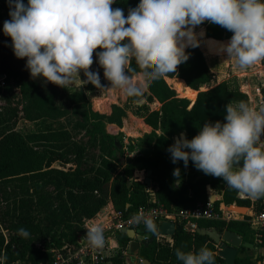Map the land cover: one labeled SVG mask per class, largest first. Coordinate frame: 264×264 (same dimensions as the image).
Here are the masks:
<instances>
[{"label": "trees", "instance_id": "obj_1", "mask_svg": "<svg viewBox=\"0 0 264 264\" xmlns=\"http://www.w3.org/2000/svg\"><path fill=\"white\" fill-rule=\"evenodd\" d=\"M27 2L24 0L25 4ZM139 2L116 0L112 7L121 8L127 16ZM9 12L8 0H0V26L5 19H11ZM202 26L206 29L208 51L222 55L218 51L220 45L227 44L230 40L227 36L233 33L207 21ZM186 51L189 59L178 66L177 72L148 85L147 100H158L161 106L144 109L142 114L153 128L140 140L146 147L145 152L127 158L131 162L126 161L123 170L114 177L121 165L122 146L116 135L107 131V126L111 123L122 126L127 116L126 108L115 103L110 113L95 110L86 92L95 87L91 83L70 92L43 78L33 79L26 68V58L15 56L11 37L0 35V74L6 76L0 87V101L4 102L3 106L0 104V210H3L0 215L1 222L9 223L4 226L8 230V242L0 230V256L4 252L10 263L17 260L26 264L46 262L51 257L49 249L43 250L35 240L42 238L47 248L74 242L77 233L83 230L84 218L93 216L108 198L126 213L141 205L153 204V199L169 209L190 208L209 202L207 186L211 185L215 190H222V198L215 203L217 210L221 202L251 205L249 198L240 197L222 178L198 170L192 161L187 166L183 161H172L168 149L174 143V136L185 132L187 138L192 139L205 123L224 122L230 102L235 105L243 100L250 104V95L227 80L202 89L216 78V73L200 46H189ZM94 59L97 69L104 75L95 53ZM132 67L135 69L133 75L140 73L135 61ZM172 77L188 83L186 88L182 80L172 79L181 96L168 80ZM260 92L264 100V84ZM191 93L197 95L192 97ZM136 101L129 97V102ZM21 118L35 123L37 129L27 133L17 130L16 124ZM73 131L82 133V137L76 139ZM91 147L100 150L97 158L90 152ZM56 161L74 166L58 168L53 166ZM177 168L180 169L179 178L173 175ZM148 170H152L150 184L145 177ZM246 217L202 219L197 223L221 232L231 230L241 234L244 240L254 242V230ZM20 229H25L29 235L22 236ZM118 238L121 250L114 264H146V259L150 264H182L175 255L178 248L195 252L207 246L217 251L210 236L185 229L177 231L172 243L156 237L138 251L141 261L127 262L123 250L128 248L132 237L119 231ZM253 258H237L236 264H256ZM215 264L227 263L217 254Z\"/></svg>", "mask_w": 264, "mask_h": 264}, {"label": "clouds", "instance_id": "obj_2", "mask_svg": "<svg viewBox=\"0 0 264 264\" xmlns=\"http://www.w3.org/2000/svg\"><path fill=\"white\" fill-rule=\"evenodd\" d=\"M115 2L8 0L11 19L4 21L3 32L11 37L15 56L26 58L33 79L69 89L83 71L86 83L105 88L99 72L91 70L95 53L108 89L137 100L151 82L177 72L189 59L186 49L200 46L203 33L195 29L205 21L233 33L219 53L235 58L240 67L264 61V0H140L127 16L112 7ZM168 151L173 163L192 161L241 197L264 198V108L230 102L224 122L205 123L192 139L182 134ZM173 175L179 178L180 169ZM134 221L156 233V224L144 213ZM86 237L95 249L105 246L100 225L87 229ZM175 255L182 264H215L217 253L205 246L195 252L178 248Z\"/></svg>", "mask_w": 264, "mask_h": 264}, {"label": "built area", "instance_id": "obj_3", "mask_svg": "<svg viewBox=\"0 0 264 264\" xmlns=\"http://www.w3.org/2000/svg\"><path fill=\"white\" fill-rule=\"evenodd\" d=\"M5 77L6 76L1 77L2 82L0 87L4 84ZM101 78H103L102 74ZM110 96L111 95L108 92L106 99H109ZM126 150L128 152L130 151L127 147ZM132 153L137 156L143 154L137 150L132 151ZM70 166L74 165L72 163H67V167L63 165L62 168L67 169ZM120 171L121 170H118L116 175H118ZM249 199L251 200V205L249 206V211L246 214V217V215L229 211V204H226L225 202H221L219 209L217 210L215 208V204H212L210 200L207 203L201 202L190 208L169 209L162 203L156 201V199H153V204L141 205L137 210L131 213H126L124 210L118 209L114 205L112 199L108 198L106 204L103 205L93 216L84 218L83 230L77 233L74 242H65L61 246H52L50 248H47L42 242H37V245L41 246L43 250L49 249L48 251L51 255L50 259L46 262H42L41 264H114V258L121 250V246L118 244V232L122 231L123 228H131L136 231V234L129 242L128 248L123 250V255L126 256L127 259V254L131 252L132 241H141L145 237L149 236L147 233L140 231L141 229L146 228V226L142 222L136 223L134 221V217L140 213H144L145 216L150 217L156 226L165 220L185 225L191 222H198V220L202 219L229 220L245 219L246 217L247 221L254 230L255 241L253 243L259 246L261 256H263L261 263L264 264V198ZM95 225H100L104 229L105 246L103 249H95L91 247L86 237L87 229ZM0 230L5 234L8 242V235L5 229L2 227ZM164 236L166 235L159 234L157 238L167 239V237ZM167 240L172 243L173 237H170ZM215 245L217 247V251H219L221 249L220 245L216 242ZM0 264H26V262L17 260L10 263L6 259L3 252L0 256Z\"/></svg>", "mask_w": 264, "mask_h": 264}, {"label": "rangeland", "instance_id": "obj_4", "mask_svg": "<svg viewBox=\"0 0 264 264\" xmlns=\"http://www.w3.org/2000/svg\"><path fill=\"white\" fill-rule=\"evenodd\" d=\"M8 19H5L6 21ZM3 25L0 26V35H3ZM225 55V54H222ZM221 55V56H222ZM227 55V54H226ZM219 56V55H218ZM223 63L221 65V69L216 74V77H218V80H227L230 82L233 86H239L242 90L247 92L250 95V106L253 107L256 110H260L261 108H264V102L262 99V95L260 94V86L264 84V63L262 61H258L257 63L253 64L249 67H240L235 58H229V59H223ZM95 61V59H94ZM95 62L93 63L91 70L94 72H99L100 78L101 74L100 71L94 67ZM81 79L79 77L76 78L75 83L73 84L72 89H77L79 84H82V86L86 83L84 80L87 79V77L84 75L83 71L81 72ZM104 76V75H103ZM139 77V76H138ZM137 77V78H138ZM102 79V78H101ZM256 79V80H255ZM185 80V79H184ZM1 76H0V84H1ZM186 82V80H185ZM254 82V83H253ZM213 83L210 82V84ZM170 84L175 88L174 80H170ZM186 84H188L186 82ZM105 88H90L87 90H90L88 97L92 101L93 107L95 108H102L107 105L108 103L112 102V104H121L124 106L127 110V116L124 118L125 120V128L120 129L119 131L116 129V127H111L109 124L107 126V131L109 133L115 134L117 137V140L121 142L122 149L120 152L123 154L120 156L124 158H130L132 156H136L132 153V151L137 150L138 152H145L146 147L141 145L140 140L141 138L146 134L149 133L151 128H147L145 124V120L143 117L144 109H157L161 106V103L158 100L154 101H148L147 96L144 94V96L140 99H138L135 103L129 102V97L125 96L122 92L119 90H110L108 89L110 87V82L108 81L107 84L103 85ZM176 89V88H175ZM203 89V88H202ZM204 89H206L204 87ZM93 90V91H92ZM197 90V89H196ZM148 91V87L146 92ZM177 91V89H176ZM109 92L111 95L109 99H106V95ZM145 92V93H146ZM198 92V91H197ZM179 94V92L177 91ZM197 94V93H196ZM180 95V94H179ZM181 96V95H180ZM191 96V94H190ZM193 97V96H192ZM146 99L145 101H143ZM140 101H143V103H139ZM1 106L4 105L3 101H0ZM145 106L144 108H140L141 106ZM96 110V109H95ZM69 122V120H68ZM124 123V122H123ZM124 127V126H122ZM17 130L23 133L35 131L37 129V125L27 119L21 118L18 123L16 124ZM74 136L76 139H79L82 137V133L73 131ZM174 139V137H173ZM174 141V140H173ZM175 142V141H174ZM126 147L130 150L129 152L126 150ZM90 152L93 157L97 158V155L100 154V150L98 147H91ZM60 161H56V167L57 164H60ZM62 164V163H61ZM63 165V164H62ZM65 167H67V164H64ZM59 168V167H58ZM117 175L114 174V177ZM147 176V175H146ZM214 193L220 198H222V190L214 189ZM247 209L245 210L246 214L249 211V206H246ZM3 210H0V214ZM0 222H1V215H0ZM5 224L9 225L8 221L6 223L1 222L0 223V229ZM7 235L8 230L5 229ZM148 235H150V231L146 232ZM9 238V236H8ZM36 242H43L41 239H36ZM254 259V258H253ZM256 264H262L261 259L257 258Z\"/></svg>", "mask_w": 264, "mask_h": 264}, {"label": "water", "instance_id": "obj_5", "mask_svg": "<svg viewBox=\"0 0 264 264\" xmlns=\"http://www.w3.org/2000/svg\"><path fill=\"white\" fill-rule=\"evenodd\" d=\"M94 67L97 68V65L94 64ZM1 77L5 76L4 74L0 75ZM108 80L103 76L101 79V84L105 85L107 84ZM150 95V92H147V96ZM144 99L143 101H145ZM143 101H140L139 103H143ZM185 135L187 138V135L185 132L180 133V135H177L175 139H178L181 135ZM188 139V138H187ZM118 144L121 147V143L118 142ZM122 163L131 162V159H126L124 157L120 158ZM151 173L152 170H148L147 176H146V183H151ZM208 192H209V200L212 204H215L217 201V196L214 193V189L211 187V185L207 186ZM229 211L236 212L241 215H246L245 210L247 209L244 205H239L237 203H231L229 204ZM196 230L200 234L208 235L212 238V240L216 243H218L221 247L219 251H216L217 254H219L221 257H223L226 260L227 264H236L237 258H246L248 256L253 255L254 258H258L260 253L259 246L253 242L244 240L243 236L239 233L233 232L231 230L226 231H219L216 228H203L201 227L197 222H191L185 225L182 224H176L173 221L165 220L162 223H160L157 226L156 233H153L150 231V235L145 237L141 241L133 240L131 243V251L133 252L132 255L129 256L130 260L138 261V256L136 253L140 250L142 245L148 246L159 234L161 235H170L174 236L177 231L180 230ZM122 231L127 232L132 238H134L136 231L131 228H123ZM143 233L149 232L147 228H143L140 230ZM146 264H150L149 260H144Z\"/></svg>", "mask_w": 264, "mask_h": 264}, {"label": "crops", "instance_id": "obj_6", "mask_svg": "<svg viewBox=\"0 0 264 264\" xmlns=\"http://www.w3.org/2000/svg\"><path fill=\"white\" fill-rule=\"evenodd\" d=\"M195 31H196V33L197 34H200V33H203V35H199V39L201 40V44H200V48L202 49V51H203V53H204V55H205V57H206V60H207V62H208V64H209V66L211 67V69L217 74L218 72H219V70L221 69V65H222V63H223V59H225V61H226V59H229V57L227 56V55H215V54H212V53H210L209 51H208V49H207V47H206V29L202 26V24L201 25H199V26H197L196 27V29H195ZM228 38H231V37H229V36H227ZM140 75V73H137V74H135L134 76H136V77H138ZM175 78H177V80H182L184 83H185V86H186V88L187 87H189L187 84H186V82L184 81V79H182V78H179V77H172V78H169L168 80H169V82H170V80H172V79H175ZM213 81V83H211L210 84V82H212ZM212 81H210L209 82V84H207V85H205V86H203L202 88L204 89V87L205 88H208L209 86H214V85H216L217 83H219V82H221V80H218V77H216L215 79H213ZM82 86V84H79L78 85V87H81ZM72 87H73V84L72 85H70L69 86V89L68 88H64V87H62L64 90H67V91H74V90H76V89H72ZM193 89V88H192ZM194 90H196V89H194ZM93 91V90H92ZM196 91H198V90H196ZM86 92H87V94H89V92H90V90H86ZM148 92V91H147ZM198 93V92H197ZM260 94H261V92H260ZM111 98V97H110ZM263 99V98H262ZM193 102V101H192ZM263 102H264V100H263ZM112 102H110V103H108L107 105H105L104 107H103V109L102 108H95L96 110H98V111H100V112H105V113H110L111 111H112ZM95 107V106H94ZM154 109V108H153ZM158 109V108H157ZM145 120V119H144ZM124 123H123V125L122 126H124V127H122V126H119L118 124H115V123H111L110 125H111V127L113 128V127H116V129L119 131L120 129L122 130V129H124L125 128V120L123 121ZM145 124H146V127L147 128H151V130L149 131V132H151L152 131V126H150L149 124H147L146 122H145ZM182 133V132H181ZM178 135H180V134H178ZM177 136V135H176ZM176 136H174V141H176V139H175V137ZM63 165H64V163H62ZM61 163L60 164H57V167H59V168H62L63 167V165H62ZM53 166H55L56 167V162L53 164ZM124 166H125V163H122L121 162V165L117 168V171L118 170H123V168H124ZM117 171L114 173V174H117ZM120 171V172H121ZM119 172V173H120ZM217 196V195H216ZM218 199H221V197L219 198L218 196H217V200ZM164 237H167V239L168 238H170V237H173V236H170V235H166V236H164ZM119 239V238H118ZM114 241V240H113ZM118 244L120 245V241L118 240ZM121 246V245H120ZM133 254V252L131 251V252H129V254H127L128 255V257H127V261L129 262L130 261V259H129V256L130 255H132ZM136 255L138 256V261H141V258L139 257V255H138V252L136 253ZM251 256H253V255H251ZM259 256H261V254H259ZM126 257V256H125ZM254 257V256H253ZM136 262V261H135Z\"/></svg>", "mask_w": 264, "mask_h": 264}, {"label": "bare ground", "instance_id": "obj_7", "mask_svg": "<svg viewBox=\"0 0 264 264\" xmlns=\"http://www.w3.org/2000/svg\"><path fill=\"white\" fill-rule=\"evenodd\" d=\"M256 80V79H255ZM254 83V82H253ZM197 94L196 93H191V96L195 97Z\"/></svg>", "mask_w": 264, "mask_h": 264}]
</instances>
